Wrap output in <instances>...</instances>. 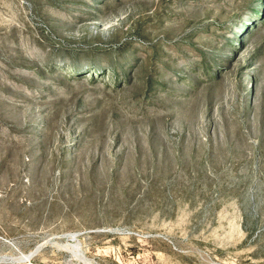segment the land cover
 Returning a JSON list of instances; mask_svg holds the SVG:
<instances>
[{
    "label": "rangeland",
    "instance_id": "1",
    "mask_svg": "<svg viewBox=\"0 0 264 264\" xmlns=\"http://www.w3.org/2000/svg\"><path fill=\"white\" fill-rule=\"evenodd\" d=\"M0 256L264 264V0H0Z\"/></svg>",
    "mask_w": 264,
    "mask_h": 264
},
{
    "label": "water",
    "instance_id": "2",
    "mask_svg": "<svg viewBox=\"0 0 264 264\" xmlns=\"http://www.w3.org/2000/svg\"><path fill=\"white\" fill-rule=\"evenodd\" d=\"M29 257L26 256L25 259H28ZM8 260L7 256H0V261Z\"/></svg>",
    "mask_w": 264,
    "mask_h": 264
}]
</instances>
